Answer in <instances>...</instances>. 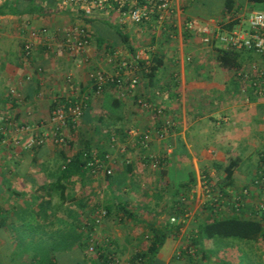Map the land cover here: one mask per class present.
<instances>
[{
  "label": "crops",
  "instance_id": "0c3cea01",
  "mask_svg": "<svg viewBox=\"0 0 264 264\" xmlns=\"http://www.w3.org/2000/svg\"><path fill=\"white\" fill-rule=\"evenodd\" d=\"M7 1L15 2L0 0V6ZM27 5L22 3L21 11ZM35 5L43 8V16H0V120L10 113L20 122L48 121L54 95L68 90L63 78L60 81L62 74L73 73L75 81L91 94V100L67 155L77 154L84 140L101 155L113 154L116 163L110 178L94 176L86 169L82 175L61 182L65 157L53 143L33 151L12 144L0 147V264H45L49 259L52 264H101L97 257H89L87 249L90 213L96 207L111 210L103 224L105 235L111 238L102 239V244L109 243L108 253L114 250L123 264H140L142 260L135 258L147 245L139 240L154 234L167 237L157 257L145 261L149 264H227L199 261L194 258L198 251L193 258L188 257L185 253L189 248L183 240L191 232H198L200 219H209L206 213L210 212L200 207L203 176L225 187V169L232 165L230 190L238 193L253 183L264 155V97L238 81L234 69L221 66L218 57L223 46L218 40L207 46L200 36L190 33L170 39L165 32L151 36L146 29L140 34L133 27L122 29L107 18L95 19L90 48L93 68L111 71L103 61V51L110 44L127 46L124 36L135 49L155 45L157 59L162 60L141 92L162 89L163 96L157 103L172 115L177 127L168 139L155 138L149 152L143 151L135 147L137 142L129 130L148 127L153 116L136 106V99L122 101L110 87L101 97L95 96L88 69L66 59L58 48L45 50L41 39L33 61L22 58V44L31 27L47 26L53 33L65 30L77 18L71 8L60 9L57 0H37ZM195 6L188 8L190 17L202 22L214 18ZM54 45L57 47V43ZM188 56L191 62L186 61ZM244 58L252 57L243 53L240 66ZM39 68L44 70L48 87L42 99H38L42 81ZM29 75L33 79L26 81ZM14 87L27 98L25 105L13 103L10 90ZM116 103L123 117L113 122L101 120L104 107ZM107 124L119 130L114 133L116 148L102 128ZM121 147H125L124 153L118 151ZM150 155L162 159L161 163L149 166L144 156ZM63 184L65 193L60 188ZM229 207L219 213L212 211L227 217L232 214ZM191 208L196 212L191 221L180 223ZM174 217L178 222L172 223ZM193 221L199 224L190 229Z\"/></svg>",
  "mask_w": 264,
  "mask_h": 264
},
{
  "label": "built area",
  "instance_id": "2783aa9c",
  "mask_svg": "<svg viewBox=\"0 0 264 264\" xmlns=\"http://www.w3.org/2000/svg\"><path fill=\"white\" fill-rule=\"evenodd\" d=\"M57 3L59 7L71 8L75 11L76 20L65 30L57 29L53 33L50 32L49 27L43 28L42 31L31 27L24 46L27 61H33L35 47L39 39H43L44 45L49 46L50 50L54 51L58 48L72 59L80 57L86 61L88 82L94 89L95 96L101 97L108 86H112L117 92L118 99L122 101L136 99V106L153 116L152 123L148 127H132L129 130V135L137 142L135 147L143 151L149 152L155 138L160 141L168 139L177 127L172 115L157 103V100L163 96L162 89H150L147 94L141 92V88L145 84L147 87L149 83L153 60L157 57V47L154 45L134 48L135 51L132 52L127 46L115 47L110 44V48L106 46L107 50L103 51V61L110 66L111 71L107 70L108 68H93L90 62L92 31L91 26L85 21L87 19L92 20L100 15L108 16L112 22L124 29L133 27L140 34L147 29L151 36H160L161 32H165L170 39H176L179 34L190 33L200 36L207 46L218 40L224 49L244 52L256 59L252 63H243L234 69V74L238 81L254 89L259 97H264V11H249L247 5L245 8L237 4L233 12L226 13L221 18L202 22L188 15L187 0H57ZM233 23L235 26L232 30L225 28ZM56 43L57 47L54 45ZM186 61L191 62L192 57L188 56ZM38 71L42 80L39 83L38 99H42L47 94L48 87L44 80V70ZM32 79V75L26 77V81ZM64 82L68 90L54 95L48 121L20 122L10 113L3 121L0 120V147L12 144V147L33 151L51 142L60 150L69 149L71 141L82 125L91 94L85 92L75 81L73 73H69ZM10 95L13 103L18 106L27 103L25 96L17 87L11 89ZM110 143L113 148L118 145V139L114 134L110 137ZM118 151L124 153L126 150L125 147H121ZM144 159H149V166L160 164L162 160L151 155L149 158L144 156ZM70 160L68 159L67 163ZM115 163L114 155L108 153L105 160L96 157L89 162L87 169H91V174L94 176H112ZM130 163L128 161V164ZM258 172L259 178L255 186L261 191L264 190V155ZM244 195L248 196L249 192L245 190ZM202 197L200 207H212L215 211L227 210L228 206L230 209L232 203L237 210L246 205L239 195L230 200L207 176H203L202 179ZM194 209L191 208L184 218L182 217L180 223L190 220L196 213ZM256 209L263 216L264 202L257 204ZM90 216L92 221L89 225L92 224L96 230L102 227L108 217V211L103 207H96ZM171 221L176 223L178 219L174 217ZM91 236L87 247L89 257L98 258L100 255H106L108 260H101V264H121V260L114 253H108L105 249L101 251V246L104 244L96 236ZM105 247L108 245L103 248ZM188 252L194 253V251Z\"/></svg>",
  "mask_w": 264,
  "mask_h": 264
},
{
  "label": "trees",
  "instance_id": "16d2710c",
  "mask_svg": "<svg viewBox=\"0 0 264 264\" xmlns=\"http://www.w3.org/2000/svg\"><path fill=\"white\" fill-rule=\"evenodd\" d=\"M36 1L37 0H15L14 3H10L9 1H7L3 5L0 6V16L10 15V14H13L16 16H22V17L32 16V15L43 16L45 14V12L41 6L38 7L35 5ZM248 2L250 3L251 7L254 8L255 6L263 5L264 0H248ZM22 3L28 4L27 7L25 8V10H23V11H21ZM236 5H237L236 0H223V8L220 11L214 12L215 9H211L210 11H207V12L203 11V12L206 13V15H209L210 17L215 18V15L218 12L222 13L223 15H225L226 13L233 12ZM195 7L199 8L197 4ZM59 8L62 9V7H59ZM95 19H99V18H94L92 20L87 19L85 21L91 26L96 22ZM234 26H235L234 23L230 24L229 26H227V29L232 30ZM43 28H47V26L42 27L41 29H39V31H42ZM39 37H41V34H39ZM25 41H26V39L24 40V42L22 44V55L21 56L26 61L27 59H26V55L24 53L25 52L24 51ZM42 41H44V40L42 39ZM124 44L127 45V47L132 52L135 51V49H134L133 45L131 44V41H130L128 36H124ZM43 46L45 47V50L50 51L49 46H47L46 44ZM35 49H36V47H35ZM243 53L244 52H240V51H237L234 49L220 48L219 49V57H218L219 62L221 64V66H223L226 69H231V70L236 69L237 67L240 66L241 56ZM34 54H35V50H34ZM153 63H154V65L151 69V73H150L148 79L152 78L154 76L155 72L160 68V66L162 65V60L157 59V57H155L153 60ZM39 69H42V68H39ZM67 75L68 74H66V76H64L63 80H65V77H67ZM32 78H33V76H32ZM109 87L110 86H108V88ZM110 88L114 89L112 86ZM26 101H27V98H26ZM115 102L120 103L119 100H116ZM119 103H116V105H110L108 108L105 106L104 110L102 112V116L100 117L101 120L104 119V121L108 120L110 122H113L117 118H122L123 116L119 115V113H120L119 110L121 109ZM121 114H122V112H121ZM102 128L106 129V131L108 132L107 136L109 138L114 133H117V131H119L117 129V127H111L110 124H107L106 126H104ZM102 128L100 129V131H102ZM82 145H83L82 149H80L78 151V153L75 155H67V151L69 149L68 150H65V149L60 150L59 149L64 154V157H65V159L63 161V165H62V170H61V178H62L61 182L63 180L72 178L76 174L82 175L83 172H85V170L87 169V164L89 162L93 161L96 157L105 160V157L107 154L101 155V152H97V150L95 151V149H98V148L93 149V147L91 146V142H88V144H87L83 140ZM68 159H71V160H70V162L67 163ZM64 165H65V167H64ZM232 169H233L232 165L225 169V172L227 174V176H226L227 177V183L225 184V187L220 186V190L227 197H230L232 195L233 196L232 200H233V198H236L237 195L241 196L242 200L246 203V205H243L239 210H237L234 206V203H232V205H233V206H231L232 214H230L227 217L216 216L213 213V211H215V209H213L212 207L204 208L210 212V213H206V214H208L209 219H206L205 221L203 220L199 224L198 232L195 233L194 244L197 243V245H198L200 239L202 241H204L205 238L220 237V238H236V239H240V240H244V241L245 240L246 241H252V243H261L264 245V214H263V216H261L260 212L256 209L257 204L264 202V190L260 191L255 186L256 185L255 182L259 178V175H258L259 169L255 175V178L253 179L254 180L253 183L251 185L243 188L238 193L233 192L232 189L230 190V188H228V187H230L231 180H232V175H233ZM87 170L90 173L92 172L91 169H87ZM113 175H114V173H113ZM112 176H107V177L110 178ZM60 188H62L61 189L62 192L64 190L63 193H65V190H66L65 185L63 184L62 187H60ZM47 190H49V189H47ZM229 190H230V192H229ZM245 190L249 192L248 196L244 195ZM107 211H108V214L111 212L110 209L109 210L107 209ZM219 212L220 211H217V213H219ZM166 237H167V235L165 236V235L154 234L149 239V241H148L149 243L147 242V244H145V245H147L146 250L141 251L139 253V255L135 258V260L136 261L142 260V262L144 263L146 260L152 261L153 259H155L158 255L160 248L163 246V244L166 240ZM89 240H90V238L88 239V242H89ZM105 243L107 244L108 242L105 241ZM107 245H109V243ZM104 246H105V244L101 246V249H100L101 251H102V249L107 250L108 247L103 248ZM195 251L192 254L195 255V253L197 252V251L196 252ZM185 254L188 255V252ZM189 254H191V253H189ZM192 254L188 255V257L193 258ZM91 257H94V256H91ZM98 260L99 261H101V260L107 261L108 258L106 255H100L98 257ZM148 261L145 262L144 264H149ZM142 262L140 264H143ZM44 263L45 264H52L50 259L45 261Z\"/></svg>",
  "mask_w": 264,
  "mask_h": 264
},
{
  "label": "rangeland",
  "instance_id": "374dc122",
  "mask_svg": "<svg viewBox=\"0 0 264 264\" xmlns=\"http://www.w3.org/2000/svg\"><path fill=\"white\" fill-rule=\"evenodd\" d=\"M187 1H188V8L197 4L198 7L204 12L210 11L211 9H215L214 12H217L223 8V0H187ZM236 3L242 7H245V8L247 5L249 11H251V10L264 11L263 5L255 6L254 8H252L250 3L248 2V0H236ZM74 13L76 14L75 11H74ZM76 16H77V14H76ZM221 17H223V14L219 13V12L215 15V18H221ZM98 18L99 19L107 18L109 21H111V18H109L108 16L100 15ZM225 28H227V27L225 26ZM122 29H123V27H122ZM112 46H115V45L112 44ZM115 47H118V46H115ZM63 55H65V54L63 53ZM65 56H66V59H68V60L72 59L69 55L68 56L65 55ZM250 57H252V58H249V59L244 58L243 63L248 64V63H252V61L256 60V59H254V57L252 55H250ZM72 61H76L79 65H81L82 67L87 69L86 68V66H87L86 61L83 58H80V57L74 58ZM90 62H92V56H90ZM66 74L67 73L62 74L60 81L62 78L64 79V76H66ZM64 81L65 80H63V82ZM98 105H100V104L98 103ZM109 106H107V108ZM102 112H103V110H102ZM119 112H120L119 115L123 116V114H121V109L119 110ZM202 221H203V219H200L199 222L201 223ZM199 222H195V221H193L192 223L190 222L189 228L192 229L193 225L194 226L196 225V227H197ZM89 227H91V233L89 232V234H91L93 236H97V238L99 240L102 241V239L107 240V239L111 238V237L105 235V232L103 231L104 225H102V227H100V228H97L96 230L94 229V226L92 224ZM193 229H195V228H193ZM101 234H102V236L100 238L99 236ZM91 237L92 236H90V238ZM194 240H195V235L192 234V232H191L188 236L184 237L183 242L192 251H195L197 249L196 251H198V252L194 258L199 260V261L204 260V259H209V260H213V261L226 262L227 264H247L248 262L251 264H264V245L261 243H252V241H246V240L244 241V240H240V239H236V238L214 237V238H205L204 241H202L200 239V241L197 245V243L194 244ZM139 241H140L141 245H145L144 243L149 241V237H142V238H140ZM112 251L114 253V250H112ZM205 254H206V258L204 257ZM188 255H191V254H189V252H188ZM121 264H123V263L121 262Z\"/></svg>",
  "mask_w": 264,
  "mask_h": 264
}]
</instances>
